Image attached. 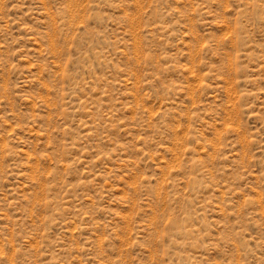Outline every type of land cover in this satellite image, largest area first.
Here are the masks:
<instances>
[{
	"label": "rangeland",
	"instance_id": "374dc122",
	"mask_svg": "<svg viewBox=\"0 0 264 264\" xmlns=\"http://www.w3.org/2000/svg\"><path fill=\"white\" fill-rule=\"evenodd\" d=\"M0 264H264V0H0Z\"/></svg>",
	"mask_w": 264,
	"mask_h": 264
}]
</instances>
